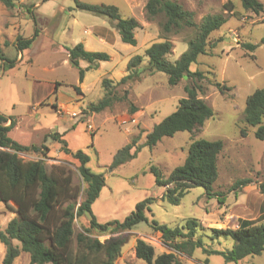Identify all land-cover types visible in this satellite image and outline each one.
Returning <instances> with one entry per match:
<instances>
[{"label":"rangeland","instance_id":"374dc122","mask_svg":"<svg viewBox=\"0 0 264 264\" xmlns=\"http://www.w3.org/2000/svg\"><path fill=\"white\" fill-rule=\"evenodd\" d=\"M79 1L113 4L121 16L134 17L138 22L134 30L136 43L122 42L107 17L77 9L75 0H16L11 8L0 1V43L5 56L15 60L14 67L0 70V113L14 118L17 126L11 131V137L22 145L44 143L48 147L43 160L69 171L72 183L80 188L77 204L83 199L85 187L77 170L78 161L70 153H64L62 142L49 133H62L70 152L85 151L89 157L87 166L105 178L99 196L91 205L92 213L101 223L124 220L135 205L147 197L155 198L151 211L146 213L148 219L154 218L169 227H181L188 218L216 228H236L242 217L263 223L264 196L257 185L264 180V140L255 137L257 126L245 122L244 107L246 97L264 86V0H258L263 9L257 14L244 9L240 0H173L193 12L196 24L205 15L223 14L226 18L208 37L207 45L211 43L213 47L207 46V53L198 55L189 66L190 71H200L203 77L186 76L177 84L169 85L163 72L144 73L127 86V102H117L98 113L87 112V105L102 97L101 80L118 81L129 72L127 62L132 56L142 55L151 43L164 40L159 28L161 17L148 19L147 0ZM228 2L232 10L225 7ZM36 30L35 39L21 56L17 55L13 44L3 43L7 36L32 37ZM194 33V29L186 28L168 36L172 48L166 58L176 60ZM101 36L106 43L99 40ZM81 39L90 50L107 52L110 59L99 62L95 69L86 70L84 79L79 82L78 69L70 63L66 47ZM244 42L255 44L254 49L243 48ZM79 63L80 67L87 66L85 61ZM146 65L144 57L138 67ZM185 84L199 88L198 96L212 107L213 115L198 130L164 136L153 147L142 146L132 159L111 168L117 149L132 138L142 144L152 125L175 110L179 99L186 96ZM129 104L135 105L137 111L131 113ZM198 138L223 142L217 157L218 176L212 184L216 194L208 197L202 187L196 186L186 192L177 205L162 201L159 196L165 187L155 183L150 166L158 167L163 177H167L174 167L183 163L189 143ZM18 155L24 160L41 157L33 151ZM244 178L250 181L233 189V183ZM16 215L0 201V230ZM87 224V216L76 217L74 234ZM116 234L120 233L91 232L100 241ZM121 234L126 239L114 264H146L134 255L137 237L152 244L156 255L169 250L149 222L140 221ZM197 237L208 249L228 250L234 243L231 237L212 238L207 230H198ZM4 252L0 243V264ZM177 254L181 264L264 263V251L236 262L225 260L221 254L206 253L200 247H195L190 255ZM12 264H29L28 253L21 251Z\"/></svg>","mask_w":264,"mask_h":264},{"label":"trees","instance_id":"16d2710c","mask_svg":"<svg viewBox=\"0 0 264 264\" xmlns=\"http://www.w3.org/2000/svg\"><path fill=\"white\" fill-rule=\"evenodd\" d=\"M6 7L16 5V0H0ZM244 9L259 13L263 5L258 0H240ZM75 7L105 16L116 28L120 40L124 43L135 44L134 30L138 27L137 20L132 16L123 17L113 4H95L75 0ZM225 7L232 10L231 2ZM145 12L148 19L160 16L159 28L162 41L151 43L144 49L142 55L132 56L127 62L129 72L114 82L109 78L101 80L103 95L95 102L87 105V112L98 113L110 109L117 102H127L131 82L140 79L144 74L155 71L163 72L169 85H175L184 75L202 78L200 71H190L189 66L200 54L207 53V46L213 47L207 40L210 33L217 30L225 21L223 14L205 15L199 24L193 19V12L183 8L173 0H147ZM192 28L194 36L187 41V48L179 57L170 61L166 58L172 48L168 36L177 34L181 30ZM37 30L31 38L20 35L16 37L17 52L27 49L35 39ZM4 44H7L5 42ZM243 48L252 51L255 44L244 42ZM67 56L70 63L78 69V79L81 82L84 72L97 68L99 62L107 61L110 56L105 51H93L84 48L81 42L67 46ZM147 58V65L139 68V64ZM85 61L87 66L80 67L79 61ZM0 70L14 67L15 60L5 56L0 44ZM126 85V86H125ZM218 85V84H217ZM186 96L178 101L175 110L162 120L152 125L145 134L142 144H137L132 138L114 153L110 163L115 168L132 159L142 146L153 147L164 136H173L178 131L194 132L203 126L204 122L213 115V109L206 101L199 97V88L193 84H185ZM130 112L137 111L135 105L129 104ZM264 86L255 89L246 97L244 120L248 125L257 126L255 137L264 140ZM9 120V124L6 122ZM15 127V120L0 113V201L5 207L17 213L11 218L4 229L0 230V243L5 252L2 264H12L21 251L28 253L29 264H114L121 254V247L126 239L122 231L130 230L140 221L149 222L152 230L159 233L162 244L169 250L155 254L152 244L141 237L135 238L134 255L146 264H181L177 253L191 254L195 247H200L206 253L221 254L225 260L237 261L247 255L260 254L264 251V223H257L248 218H240L237 228H216L203 226L196 218H188L179 227H169L156 219H148L147 212L151 211V204L155 198L147 197L139 201L134 210L124 220L107 221L101 223L91 210L92 203L99 196L105 184L102 173L93 172L88 166V155L82 149L69 151L62 133L50 132L49 135L62 142L61 150L78 161L77 170L85 187L83 199L77 204L80 188L72 183L69 171L62 166L47 164L45 150L48 147L22 145L11 137ZM245 133L244 131H242ZM220 139L207 140L198 138L192 140L187 149L182 164L174 167L167 177H163L158 167L151 165L155 183L165 187L159 199L172 205L180 203L181 198L192 187L200 186L208 197L213 196L212 184L218 176L217 157L222 150ZM33 151L40 153L39 159L24 160L18 155L20 152ZM250 180L239 179L233 183V189L245 185ZM258 190L264 196V180L259 182ZM219 202L220 199L217 198ZM87 216L88 224L74 234V219ZM198 230H207L213 237H231L234 241L231 249H208L203 246L200 237L195 238ZM91 232L112 235L103 241ZM264 264V263H263Z\"/></svg>","mask_w":264,"mask_h":264},{"label":"crops","instance_id":"0c3cea01","mask_svg":"<svg viewBox=\"0 0 264 264\" xmlns=\"http://www.w3.org/2000/svg\"><path fill=\"white\" fill-rule=\"evenodd\" d=\"M4 6H5V5H4ZM5 7H6V6H5ZM37 7H38V6H37ZM3 25L6 27V25L4 24V22H3ZM7 26H9V25H7ZM18 35H20V34H16L15 38H16ZM20 36H21V35H20ZM22 37H23V36H22ZM32 37H33V36H32ZM15 38H13V37L10 38V37L7 36L3 43H5V42L9 43V42H10L11 44H13V45L15 46V40H16ZM25 38H26V37H25ZM27 38H31V37H27ZM12 39H14L13 42H12ZM99 40H100L102 43L105 42L104 37H102V36H101V38L99 37ZM81 43L85 46V49L90 50L89 48H91V47L86 46V44L84 43V41H82V39H81ZM105 43H106V42H105ZM0 44H1V43H0ZM24 50H25V49H24ZM22 52H23V51H21V52H20V51L17 52V55H18V56H19V55L21 56V55H22ZM80 61H81V60H80ZM101 62H102V61H101ZM101 62H100V63H101ZM79 64L81 65V63H79ZM83 79H84V78H83ZM55 89H56V88H55ZM8 122H9V120L6 122V124H7ZM16 127H17V126H16ZM16 127H15V128H16ZM243 205L246 206L244 203H243ZM242 218H243V217H242ZM263 223H264V220H263Z\"/></svg>","mask_w":264,"mask_h":264},{"label":"water","instance_id":"95a60500","mask_svg":"<svg viewBox=\"0 0 264 264\" xmlns=\"http://www.w3.org/2000/svg\"><path fill=\"white\" fill-rule=\"evenodd\" d=\"M183 77L186 78V75H184Z\"/></svg>","mask_w":264,"mask_h":264},{"label":"built area","instance_id":"2783aa9c","mask_svg":"<svg viewBox=\"0 0 264 264\" xmlns=\"http://www.w3.org/2000/svg\"><path fill=\"white\" fill-rule=\"evenodd\" d=\"M238 227V225H236V228Z\"/></svg>","mask_w":264,"mask_h":264}]
</instances>
